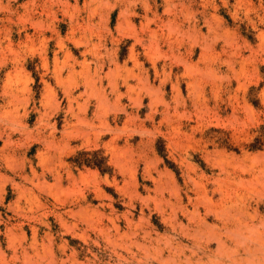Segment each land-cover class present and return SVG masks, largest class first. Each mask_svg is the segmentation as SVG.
Instances as JSON below:
<instances>
[{"label":"rangeland","instance_id":"1","mask_svg":"<svg viewBox=\"0 0 264 264\" xmlns=\"http://www.w3.org/2000/svg\"><path fill=\"white\" fill-rule=\"evenodd\" d=\"M0 264H264V0H0Z\"/></svg>","mask_w":264,"mask_h":264},{"label":"bare ground","instance_id":"2","mask_svg":"<svg viewBox=\"0 0 264 264\" xmlns=\"http://www.w3.org/2000/svg\"><path fill=\"white\" fill-rule=\"evenodd\" d=\"M223 224H225V223H223ZM223 224H222V225H223ZM239 224H240V222H239V223H238V222L233 223V224H231V226L233 225V226H235V228H233V229H231V230L229 229V230H230L233 234H235V235H236V234L239 235L240 233H241V235H242V233H243L241 230H243L244 228L241 229ZM225 225H226V224H225ZM233 226H232V227H233ZM227 227H228V226H227ZM238 228H239V229H238ZM252 228H253V227H252ZM246 229H247V228H246ZM250 229H251V228H250ZM248 231H249V230H248ZM221 240H222V239H221Z\"/></svg>","mask_w":264,"mask_h":264}]
</instances>
